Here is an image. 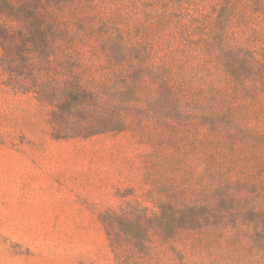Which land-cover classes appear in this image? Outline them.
Wrapping results in <instances>:
<instances>
[{"label": "trees", "instance_id": "trees-1", "mask_svg": "<svg viewBox=\"0 0 264 264\" xmlns=\"http://www.w3.org/2000/svg\"><path fill=\"white\" fill-rule=\"evenodd\" d=\"M111 5L102 18L91 0H0V87L48 108L55 140L129 132L153 148L157 210L128 202L102 221L117 264H154L159 244L209 227L204 213L220 227L235 204L264 200V181L239 203L233 187L239 136L264 151V0ZM194 128L224 132L219 149H188L204 156L211 181L198 198L179 184L185 155L170 148Z\"/></svg>", "mask_w": 264, "mask_h": 264}, {"label": "rangeland", "instance_id": "rangeland-1", "mask_svg": "<svg viewBox=\"0 0 264 264\" xmlns=\"http://www.w3.org/2000/svg\"><path fill=\"white\" fill-rule=\"evenodd\" d=\"M91 1L98 5L93 14H111L114 0ZM223 87L228 89L225 83ZM245 100L258 112V102ZM223 133L184 129L176 135L178 145L170 142L173 152L178 148L185 155L179 184L190 197L191 192L201 196L205 186L208 194L211 181L204 175V156L187 155L188 149H219L216 137ZM252 140L245 133L239 136V157L233 164L236 203L252 195V184L264 181L262 144ZM152 149L129 132L55 140L48 108L31 95L1 86L0 264H117L102 214L119 211L128 202L157 210L153 198L160 193L146 177ZM204 214L209 227L159 244L153 263L264 264L263 199L235 204L220 227L215 213Z\"/></svg>", "mask_w": 264, "mask_h": 264}]
</instances>
